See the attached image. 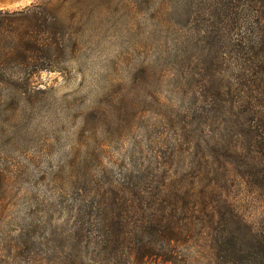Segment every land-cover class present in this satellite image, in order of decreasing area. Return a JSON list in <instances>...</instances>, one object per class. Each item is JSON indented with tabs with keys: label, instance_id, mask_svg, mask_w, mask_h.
<instances>
[{
	"label": "rangeland",
	"instance_id": "obj_1",
	"mask_svg": "<svg viewBox=\"0 0 264 264\" xmlns=\"http://www.w3.org/2000/svg\"><path fill=\"white\" fill-rule=\"evenodd\" d=\"M230 6L241 0H93L61 11L52 68L9 64L0 264H256L264 152L242 132L241 94H255Z\"/></svg>",
	"mask_w": 264,
	"mask_h": 264
},
{
	"label": "trees",
	"instance_id": "obj_2",
	"mask_svg": "<svg viewBox=\"0 0 264 264\" xmlns=\"http://www.w3.org/2000/svg\"><path fill=\"white\" fill-rule=\"evenodd\" d=\"M92 1L41 0L21 9H0V86L15 84L14 75L8 72L9 64L15 67L20 65L34 67L37 71L52 68L50 62L46 63L45 60L49 58L47 56L49 52H58L60 49L55 31L64 24L61 11L64 8H83ZM222 11L230 17V22L231 18L235 20L241 18V50L244 54L241 57L243 58L241 82L248 88L247 91L255 94L250 99L245 93L241 94V117L249 116L252 121L251 125L242 128V132L251 134L250 138L255 134L256 146L264 152V121L258 120V117L264 119V0H241V10L238 12L231 6ZM8 42L13 46L10 49L3 48ZM25 77L29 78L30 74H26ZM255 109L256 112L251 115ZM161 186L164 188L159 191V195L165 192L166 197L177 199L175 191L167 189L168 185ZM134 188L140 195L141 189ZM106 205L107 203L103 204L104 211L110 212ZM101 229L102 231L106 229L105 232L107 230L115 232L117 224L113 221L107 222ZM255 240L252 243L254 244L252 257L256 264H264V231Z\"/></svg>",
	"mask_w": 264,
	"mask_h": 264
}]
</instances>
